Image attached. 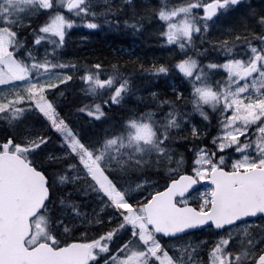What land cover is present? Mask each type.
I'll return each mask as SVG.
<instances>
[{"label": "snow or ice", "instance_id": "obj_1", "mask_svg": "<svg viewBox=\"0 0 264 264\" xmlns=\"http://www.w3.org/2000/svg\"><path fill=\"white\" fill-rule=\"evenodd\" d=\"M0 264H264V0H0Z\"/></svg>", "mask_w": 264, "mask_h": 264}, {"label": "trees", "instance_id": "obj_2", "mask_svg": "<svg viewBox=\"0 0 264 264\" xmlns=\"http://www.w3.org/2000/svg\"><path fill=\"white\" fill-rule=\"evenodd\" d=\"M88 37L89 39L86 41H80L77 43L74 42L75 44H72L71 46L69 45L70 47H68V49L71 51L74 50L73 52H75V56L78 55L81 57H95L100 52H103L104 55H108L110 45L115 46L123 43L122 40L114 41V38L107 33H105L104 35H102L101 33H95L89 35ZM145 45L146 43L139 45V47L137 48V54L145 56L141 51ZM125 46H130V43L126 44ZM113 112L117 115L119 114L118 110L116 109H113Z\"/></svg>", "mask_w": 264, "mask_h": 264}, {"label": "rangeland", "instance_id": "obj_3", "mask_svg": "<svg viewBox=\"0 0 264 264\" xmlns=\"http://www.w3.org/2000/svg\"><path fill=\"white\" fill-rule=\"evenodd\" d=\"M91 33L92 34L101 33L102 35L105 34V32H97L96 30H88V29H83L81 27L80 30L74 31L72 33L73 40L70 43V46L72 44H75V43L81 41V40L78 39V37H81V36H87L88 37L89 35H91ZM73 51L74 50L71 51V50L67 49L66 50V55L75 56V54H74L75 52H73ZM141 51L144 53L145 56H149V57H151L153 55H165V56L167 55V51H162L154 42H151V41L147 42L146 45L144 46V48Z\"/></svg>", "mask_w": 264, "mask_h": 264}, {"label": "bare ground", "instance_id": "obj_4", "mask_svg": "<svg viewBox=\"0 0 264 264\" xmlns=\"http://www.w3.org/2000/svg\"><path fill=\"white\" fill-rule=\"evenodd\" d=\"M92 34V33H91ZM99 37V36H98ZM78 49V48H77Z\"/></svg>", "mask_w": 264, "mask_h": 264}]
</instances>
